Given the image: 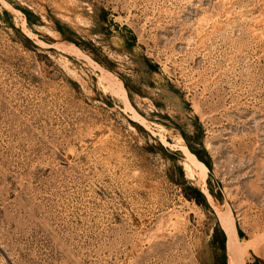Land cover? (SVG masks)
Instances as JSON below:
<instances>
[{
	"label": "rangeland",
	"instance_id": "obj_1",
	"mask_svg": "<svg viewBox=\"0 0 264 264\" xmlns=\"http://www.w3.org/2000/svg\"><path fill=\"white\" fill-rule=\"evenodd\" d=\"M222 215L264 264V0H0V264H229Z\"/></svg>",
	"mask_w": 264,
	"mask_h": 264
},
{
	"label": "bare ground",
	"instance_id": "obj_2",
	"mask_svg": "<svg viewBox=\"0 0 264 264\" xmlns=\"http://www.w3.org/2000/svg\"><path fill=\"white\" fill-rule=\"evenodd\" d=\"M110 80H112V79L110 78ZM116 90H117V87H116ZM122 92H123V90H122ZM190 159L193 162V164L199 165V163L196 160H194V158L192 156H191ZM200 168H201V165H200ZM202 170H203V168H202ZM222 217H223V219H222ZM222 217H221L222 224H223L224 230L227 233V239H228V241H227V249H228L229 264H242V257L244 255H246L247 251H249V249L253 246V244L251 242H245V241L238 242L237 241L238 239L236 240V238H235V233H234V229H233L234 225L232 224L231 220L226 215H222Z\"/></svg>",
	"mask_w": 264,
	"mask_h": 264
}]
</instances>
